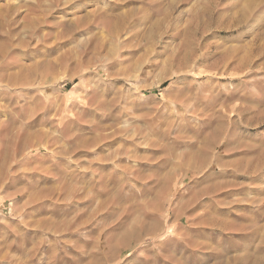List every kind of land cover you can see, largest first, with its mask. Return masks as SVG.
I'll return each instance as SVG.
<instances>
[{"label": "rangeland", "instance_id": "1", "mask_svg": "<svg viewBox=\"0 0 264 264\" xmlns=\"http://www.w3.org/2000/svg\"><path fill=\"white\" fill-rule=\"evenodd\" d=\"M0 264H264V0H0Z\"/></svg>", "mask_w": 264, "mask_h": 264}, {"label": "bare ground", "instance_id": "2", "mask_svg": "<svg viewBox=\"0 0 264 264\" xmlns=\"http://www.w3.org/2000/svg\"><path fill=\"white\" fill-rule=\"evenodd\" d=\"M95 20H97V17H95ZM95 25V24H94ZM97 25H99L98 23H97ZM83 26V25H82ZM99 28V27H98ZM105 28V27H104Z\"/></svg>", "mask_w": 264, "mask_h": 264}]
</instances>
